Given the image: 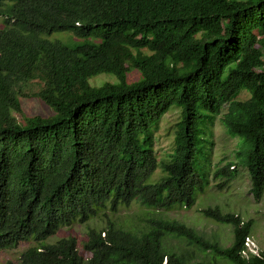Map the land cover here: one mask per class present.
Listing matches in <instances>:
<instances>
[{
  "label": "trees",
  "instance_id": "trees-1",
  "mask_svg": "<svg viewBox=\"0 0 264 264\" xmlns=\"http://www.w3.org/2000/svg\"><path fill=\"white\" fill-rule=\"evenodd\" d=\"M56 31L84 41L49 39ZM131 70L138 76L129 82ZM100 73L116 81L90 85ZM33 81L32 94L52 110L46 117L22 113ZM172 107L180 110L173 149L158 159L154 133ZM217 115L238 141L233 159L211 172L205 135ZM239 167L260 199L264 0H0V251L35 243L4 264H196L168 248L167 236L227 264H264V250L245 245L251 220L217 206L200 212L232 227L225 246L160 214L136 229L107 217L133 202L191 208L210 175L222 189ZM92 219L104 225L87 229L88 258L72 236L45 242Z\"/></svg>",
  "mask_w": 264,
  "mask_h": 264
},
{
  "label": "rangeland",
  "instance_id": "rangeland-1",
  "mask_svg": "<svg viewBox=\"0 0 264 264\" xmlns=\"http://www.w3.org/2000/svg\"><path fill=\"white\" fill-rule=\"evenodd\" d=\"M49 39H60L68 43H80L84 41L82 38L73 36L67 31L53 32ZM70 40V41H68ZM138 73L131 70L127 73V81H133L137 78ZM115 82L116 78L110 73H100L89 78V84L99 86L104 82ZM39 83L33 81L30 84V90L26 95L20 96V104L23 115L25 116H42L46 117L52 113V110L32 92L38 89ZM248 94L241 92L240 99H246ZM220 116L217 115L212 124L208 125L211 131L210 135H205L212 142L211 152L209 154L211 172L217 167L222 166L233 159V150L238 141L237 137L229 136L221 122ZM21 120V116L16 114ZM180 117L178 108H171L158 123V127L154 133V151L158 159H167L168 154L173 149V137L175 123ZM162 175L158 168L149 181L157 180ZM210 182L202 192L196 194L195 203L191 208L174 207L169 210H152L147 209L138 203H131L129 206H120L114 213L107 212V217L124 227L136 229L148 223L147 219L153 214H160L166 219H175L185 223L187 226L194 228L200 235L210 241H217L225 246L232 241V227L225 223L215 222L205 217L200 210L207 207L217 206L223 212H231L237 214L242 220H251V233L246 239L245 245L250 252H259L264 250V192L260 199L256 200L249 193L250 178L246 169L239 167L237 174L222 188L216 187V183L223 180L222 178L213 179L210 175ZM105 219V217H104ZM104 225L99 219H92L85 223H74L68 227L60 228L54 235L49 237L45 242L52 243L59 238L72 236L77 240V249L80 255L88 258L90 254L86 252L82 243L86 240V232L89 227L100 228ZM166 245L168 248L184 251L187 257L196 264H227L221 258L215 257L209 251H201L196 245L188 244L186 241L166 237ZM35 244L34 241H22L16 248L0 251V264L6 263L8 260L17 262L20 252L30 245Z\"/></svg>",
  "mask_w": 264,
  "mask_h": 264
}]
</instances>
